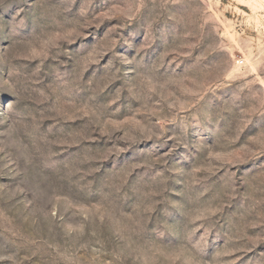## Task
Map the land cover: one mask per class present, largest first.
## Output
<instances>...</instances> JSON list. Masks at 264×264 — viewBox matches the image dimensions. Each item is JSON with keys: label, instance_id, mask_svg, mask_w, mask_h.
Segmentation results:
<instances>
[{"label": "rangeland", "instance_id": "obj_1", "mask_svg": "<svg viewBox=\"0 0 264 264\" xmlns=\"http://www.w3.org/2000/svg\"><path fill=\"white\" fill-rule=\"evenodd\" d=\"M0 264H264V0H0Z\"/></svg>", "mask_w": 264, "mask_h": 264}]
</instances>
